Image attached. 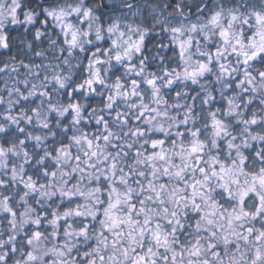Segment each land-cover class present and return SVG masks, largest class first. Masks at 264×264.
<instances>
[{
  "label": "snow or ice",
  "instance_id": "6c2138e0",
  "mask_svg": "<svg viewBox=\"0 0 264 264\" xmlns=\"http://www.w3.org/2000/svg\"><path fill=\"white\" fill-rule=\"evenodd\" d=\"M0 264H264V0H0Z\"/></svg>",
  "mask_w": 264,
  "mask_h": 264
}]
</instances>
